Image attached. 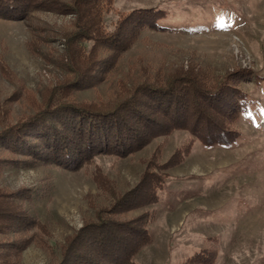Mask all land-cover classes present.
<instances>
[{"label": "rangeland", "instance_id": "374dc122", "mask_svg": "<svg viewBox=\"0 0 264 264\" xmlns=\"http://www.w3.org/2000/svg\"><path fill=\"white\" fill-rule=\"evenodd\" d=\"M114 9L161 10L162 30L144 31L113 74L76 93V101L107 99L120 81L202 69L213 77L245 73L239 88L248 94L249 110L234 122L239 136L226 147L207 149L178 130L123 158L98 156L94 166L77 171L5 168L0 186L39 195L32 211L56 245L52 253L30 246L20 264H53L59 245L105 206L101 176L127 194L149 160L162 165L185 148L184 160L166 171L158 202L125 216L151 215V242L135 263L184 264L195 253L214 251V264H264V0H115ZM113 19L107 16V24ZM72 31L74 17L66 14L0 20V131L32 115L43 93L64 81V36Z\"/></svg>", "mask_w": 264, "mask_h": 264}, {"label": "trees", "instance_id": "16d2710c", "mask_svg": "<svg viewBox=\"0 0 264 264\" xmlns=\"http://www.w3.org/2000/svg\"><path fill=\"white\" fill-rule=\"evenodd\" d=\"M114 1L0 0L4 21H26L41 11L74 17V31L64 36V81L43 93L32 115L0 131V177L7 167L77 171L94 166L98 156L123 158L178 130L189 132L207 149L238 139L234 122L250 106L248 94L239 88L245 73L213 77L193 69L165 77L146 75L138 82L120 81L107 99L75 100L79 91L107 80L144 31L162 30L163 11L120 12ZM110 15L114 19L107 24ZM186 150L177 149L162 165L149 160L140 181L145 183L127 194H118L101 176L105 206L59 245L53 264H136L137 253L151 242V215L144 211L132 219L125 216L158 202L166 171L184 160ZM38 198L29 189L10 192L0 186V264H20L32 245L56 252L32 211ZM215 257L214 251H200L184 264H214Z\"/></svg>", "mask_w": 264, "mask_h": 264}]
</instances>
